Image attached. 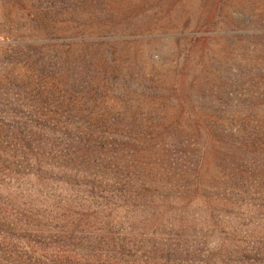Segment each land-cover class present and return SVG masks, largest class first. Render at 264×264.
<instances>
[{
	"label": "rangeland",
	"instance_id": "rangeland-1",
	"mask_svg": "<svg viewBox=\"0 0 264 264\" xmlns=\"http://www.w3.org/2000/svg\"><path fill=\"white\" fill-rule=\"evenodd\" d=\"M0 264H264V0H0Z\"/></svg>",
	"mask_w": 264,
	"mask_h": 264
}]
</instances>
